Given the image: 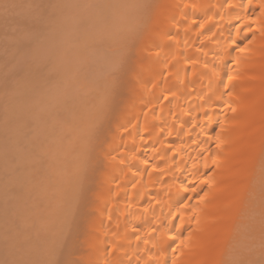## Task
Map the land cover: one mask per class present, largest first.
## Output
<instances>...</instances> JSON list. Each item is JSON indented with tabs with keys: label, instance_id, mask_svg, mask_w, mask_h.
Wrapping results in <instances>:
<instances>
[{
	"label": "bare ground",
	"instance_id": "1",
	"mask_svg": "<svg viewBox=\"0 0 264 264\" xmlns=\"http://www.w3.org/2000/svg\"><path fill=\"white\" fill-rule=\"evenodd\" d=\"M135 1L138 20L132 23V33L125 31V39L118 31L124 40L116 47L113 76L105 78L101 94L87 99L82 118L70 123L68 143L60 140L57 147L65 146L64 151L56 152L65 155L55 161L45 151V161L54 159L55 169L49 166L53 171L48 162L34 161L47 173L43 175L53 172L52 180L46 179L49 183L35 180L40 186L51 185L47 191L57 194L50 195L58 198V206L46 203L51 197L42 191L46 185L40 190L31 180L21 182L23 190L29 186L27 199L45 193L38 207L44 201L43 210L59 218L61 231L53 228L60 232V248L44 243L40 249L38 241V255H45L47 246L45 253L51 254L40 260L50 256L47 264H264V247L258 248L264 246V0ZM31 165L27 167L39 169ZM29 205L32 210L24 208L29 213L22 206L19 212L27 215L37 206ZM43 210H37L40 216ZM52 212L45 211V217ZM16 214L17 222L23 216ZM45 217L38 216L51 224L53 217ZM14 218L11 223L18 226L21 219L15 224ZM41 225L37 227L43 229ZM37 249L31 251L37 254Z\"/></svg>",
	"mask_w": 264,
	"mask_h": 264
},
{
	"label": "rangeland",
	"instance_id": "2",
	"mask_svg": "<svg viewBox=\"0 0 264 264\" xmlns=\"http://www.w3.org/2000/svg\"><path fill=\"white\" fill-rule=\"evenodd\" d=\"M139 2L143 4V1L138 0L137 1L138 5H140ZM135 3H136L135 0L134 1H132V0H0V129L2 128L0 130V150L3 151L2 154L0 153V170L6 171V175H7L6 176L4 174V172L3 173L0 172V183H1L0 184V221H1L0 222V252L2 254H4V257H2V255L0 253V264L1 263L2 264H4V263L5 264H7V263L8 264H15V262H16V264H32V262H30L31 260L35 264H40L38 261H40L42 264L44 261L42 262L40 259L42 258V260H43L44 257H42L43 254H41V255L39 254L41 257L38 255V253L40 252L39 247H38L40 244L38 241L42 242L40 249H43L42 245L44 246V243L47 244L48 246H51L52 244L55 243V246L54 245H52V246L56 247V243H57L56 241H58L59 239L61 241V238H60L61 236H59V239L57 238L58 236L56 237V234L60 233L57 230L59 229L61 231V227H59V228L57 227L58 221L56 219L58 217L56 215L54 216L53 212L51 211L54 209V208H52V206L55 207V205L58 206V204H59V203L56 204V202H58V200H57L58 198L57 197L54 198L55 195H57V194L54 195V192L52 193L49 190V192H50L49 193L47 191V189H49V187H51V185H48V184L46 185V184H44L45 183L44 182L43 185L40 186V183L38 184V182L40 180L36 181L35 179H41L42 180V178H43V180L41 182L46 181V183H49V181L52 180L51 176H52L53 172L52 173H50V172L53 171V169L51 170V168L55 167V166H52L55 164V162L52 163V161L54 159H51V158L53 157V158H55V161H57L58 158H60L59 154H60L61 158L63 157V155H65V153L61 155L60 152L58 155L56 154V152L58 150H60V147H57V146L62 145V143H61L62 140L65 141L66 144L68 143V133L71 132L73 129L72 125H74L76 121L80 120L79 118H82V115L85 114V109L87 107V106L85 107V105L88 104L87 101L88 100H90V101L94 100V98H95L94 96L96 95L95 92H97V94H98V92L101 94V90L103 89L102 83L104 82L105 78L113 76V70L116 67L115 66L116 65V58L118 56V54H117L118 51H116V47L118 48V46H119V48H120V43L122 44V42H123L122 40H124L126 37L125 35H127L126 32H128L129 34H130V32L132 33V31L129 32V30H131V28L134 24V21L138 20L137 18H138L139 12L137 13V17H136V9L137 8L135 6H137V5H133ZM140 7H142V6H140ZM139 11H140V9H139ZM125 17H126V19H125ZM135 17H136V20H135ZM129 18H131V20ZM122 19L126 23L123 22ZM114 22H116L117 24ZM128 22H130L131 24L133 23V24L131 25ZM128 27H130V28H128ZM118 31H119V33L121 32L122 34L124 32V39H123V37H121L122 40L119 38L121 34H119ZM86 35H88L90 37H88V36L86 37ZM121 36H123V35H121ZM113 37H116V38H113ZM84 38L85 39L88 38V40L85 41ZM117 38L120 39V40L118 39L120 42L119 41L117 42ZM111 40H113V41L110 44ZM114 41H116L117 43H115ZM85 42H87V43L85 44ZM113 42H114V45H113ZM116 44H118V45L116 46ZM74 49H76L77 52ZM72 52L73 53L75 52L74 54H77V55H73ZM79 52H80V54H79ZM70 54H72V55H70ZM72 82H73V84H72ZM65 85H66V87H65ZM80 85H83V86H80ZM66 93L68 95H66ZM65 96H67V97H65ZM96 97H97V95H96ZM89 98H91V99H89ZM90 103L91 102H89V104ZM83 108H84V111H83ZM78 110H80L81 112L83 111L82 114L80 111L78 112ZM75 112H77V113L74 114ZM78 113H79V115H78ZM75 115H77V116L75 117ZM18 119H19V121H18ZM71 126H72V128H71ZM69 129H71V130L68 131ZM6 132H7V134H6L7 136L5 135ZM50 132H52V133H50ZM9 133H10V135H9ZM32 133L33 134L35 133V134L32 135ZM45 133H47V134H45ZM58 136H60L61 138ZM4 139H5V141H4ZM16 140H18V141H16ZM60 140H61V142H60ZM7 141H8V143H7ZM54 141H56L55 142L56 145H55ZM24 143H26V146L24 145ZM36 145H38V148H36L37 147ZM44 145H46V146L44 147ZM10 147H12V149H10ZM55 147H56V149H55ZM64 147L62 149H64ZM62 149L60 151H62ZM36 150L38 151L37 152L38 154L35 152ZM48 150H50L51 152ZM28 151H30V152H28ZM45 151L49 152V154L52 155V157H51V156H49V154H47L48 159L51 157L50 159L52 161L51 160L50 161L44 160L43 157H46L45 154L47 153ZM63 151H62V153H63ZM39 152H41V153H39ZM34 153H35V155L36 154L37 155L35 156ZM43 154H44V156H43ZM25 155H27V157ZM38 156H39V158H36ZM25 157H26V159H25ZM40 157H42V158H40ZM22 159H24V160H22ZM38 160L41 162L44 160V162L49 163V165L47 164V166H48L49 170H51V171L50 172L47 171V172H49L51 175H46L47 173L44 172L43 169L38 167L39 164L34 162V161H38ZM27 162H28V164H27ZM21 163H22V165H21ZM29 163L34 164L33 166H35V164H36V166L39 169H41V171H42L41 174H40V171H37L39 169L35 170V168L32 165L31 166L34 169L31 167L28 168L27 165L29 166L30 165ZM51 163H52V165H51ZM18 165L19 166L21 165L20 169H19ZM50 165L52 166L51 168L49 167ZM41 166H42V164H41ZM44 167H46V163H45ZM29 169H30V171L34 170L35 172H39V174L41 176H39V174L35 173V172H33V174H32L29 171ZM46 169H47V167H46ZM29 172H30V174H28ZM43 172L46 174L43 175L42 174ZM19 174L21 176L20 178H18ZM26 175L27 176L29 175V178L24 177ZM30 175H32L33 177L30 178L31 177ZM35 175L39 176L40 178H37ZM47 177H50L49 181L46 180V179H48ZM22 178H23V181H22ZM29 180H31L30 184L32 183V186L34 185L33 188H35V186H36V187H38V189L41 188L40 190H42V187L46 185L45 186L46 188L43 187L42 191L47 192L46 196H48V194L49 195L52 194L54 196L53 197L50 195L51 196V197H49L50 199H46V200H50V202L46 201V203H48V205L51 203L53 204L52 206L50 205L52 208V209L50 208V211L52 212L53 216L48 215L51 213V212H49V209H47L48 214L46 213V215H48L49 218L53 217V221L50 220L52 222V223L50 222L51 224H49L47 222L45 223L44 218H43L44 220H42V221H41V219L39 220V218L41 216L45 217L44 214H45V211H47L45 208H44L45 210H43V208H42L44 206H47V204H45L44 201H43V203L41 202V204H44V206L40 205V207H38L39 202H40L39 200L44 199L43 197L45 196V193L43 195L42 191H41L42 193H39L40 191L38 192L39 194H41L40 195L41 198L40 199L38 198L39 200L37 199V197H35V198L33 197V195H32L33 193L32 194L29 193L30 196L31 195L32 196L28 199L26 198L25 192L28 190L27 187H29V186H27L25 188L26 189V191H25V190H23L25 185H24V183H21V182H24V181L29 182ZM35 181L38 185L37 184L35 185ZM10 183H13V185ZM21 184H22V186H21ZM25 184L27 185V183H25ZM16 185L17 186L20 185L19 187L21 188V191H20V188L17 189V187H14ZM23 185H24V187H23ZM14 188H16V189H14ZM38 189H36V190H38ZM16 190H17V192H16ZM18 192L20 193L19 196H18V194H19ZM34 193H36V191ZM38 193H36V194H38ZM22 194H23V196H25L24 198H26L27 201L29 203H31V205H29V206H31V208L33 207V205H37V206H34L33 211H30V214H27V215L23 214L24 211L26 209L27 210H32V209H28L26 207L28 205V202H26V199L22 198L23 197ZM40 196H38V197H40ZM21 198L23 199V202H21L22 201ZM19 199H20V201H19ZM53 199L56 201L54 202ZM12 200H15L13 203H16V204H13ZM24 200L26 203L24 202ZM21 203H23L25 205L27 204V205L26 206L24 205V207H23L22 206L23 204L19 205ZM32 203H33V205H32ZM17 204L20 206V208H18V209H17V207H18ZM12 205L15 207H11ZM6 206L7 207L10 206L11 208L9 209ZM21 206L23 207V209L26 207V209H24V211H22L23 213L19 212L20 209H22ZM67 206H69V204H67ZM36 207H37V209H36ZM12 208L15 209V213H14V210ZM67 208H69V207H67ZM40 209L44 211L43 215H41V216H40V213L38 212ZM10 211H12V212H10ZM26 211H25V213H29V211L28 212H26ZM4 212H7V215ZM31 212L35 213L33 217H32L33 213L31 214ZM37 212H38V214H37ZM40 212L42 214V211H40ZM16 213L21 214L18 216V218L20 216H23V217L26 216V217H24V219H23V217L22 218L20 217L21 221L19 219L20 222H22V219H23V221L26 219L25 222H22L23 224L26 223L24 225L25 227H22L23 224L20 223L19 221H17V222L20 223V225L18 223V226H20V227L17 226V224H16L17 219L14 218V217L17 218L18 214H16ZM11 214H16V215L13 216ZM2 215L6 218H8V216H10V217L12 216V217L11 218L9 217L8 219H6V218H3ZM28 216H30V217L27 220ZM38 216H39V218H38ZM48 217H45L46 220ZM13 218L15 219L14 223L16 222L15 223L16 226L13 225V223H11V222H13V220H12ZM30 219L32 222L30 221ZM6 220H9V221H6ZM58 220H59V218H58ZM42 222H43V224H42ZM27 223H29V224H27ZM9 224H12V225L9 226ZM30 224H31V226H30ZM41 224L43 226L45 224L46 227H48V225H50V228L52 227L51 229L49 228L51 230V232L49 229L45 230V227H43ZM46 224H48V225H46ZM40 225L42 226L41 228H43V229H39L37 227V226L40 227ZM53 226L57 230L56 229L54 230ZM15 227H16V229H15ZM32 227H37V228H32ZM31 228L33 229L32 231H30ZM38 229H39L41 235L39 233L37 234L36 230L38 231ZM15 230H16V232H14ZM53 230L55 233L52 232ZM17 231H19V234ZM48 231L50 233L51 238L49 237L46 241L45 238L48 237V235H49ZM28 232L31 233V235ZM56 232H58V233H56ZM5 233L7 235H5ZM20 233H22V234H20ZM26 233H27V235H30L31 238L29 236H27ZM32 233H33V235H32ZM12 234L14 236H12ZM42 234L44 236H42ZM15 235L17 237H15ZM65 235L66 234H64L63 236L66 237L67 235L66 236ZM28 237H29V239H28ZM43 237H45V238H43ZM54 237H56L57 240ZM20 238H22V239H20ZM67 238H68V236H67ZM31 240H34V241H31ZM41 240H43V241H41ZM69 240H70V237H69ZM69 240H68V242H69ZM2 241H4V244ZM60 241H58L59 245H60ZM47 242L51 243V244H48ZM62 242L67 243L66 238H63ZM6 243H7V245H6ZM66 243L62 244L63 247L68 244V243L67 244ZM69 243H70V249H72L71 248V246H72L71 242H69ZM8 244L11 246L14 244L15 245L11 247ZM262 244H260L261 247H258V245L256 244V247L261 249L264 247V246H262ZM34 245L37 247H34ZM57 245H58V243H57ZM48 246H47V248H45V247L44 248L46 250H48V248H49V250H50V247H48ZM52 246H51V248H52ZM57 247L60 248L59 246H57ZM256 247H254V249ZM258 248H256V250H259ZM5 249H6V251H5ZM33 249H34V251H36L35 249L39 250V251H37V254L34 251H31ZM45 249H44L43 253L45 255H48V253L50 251L49 252L46 251V253H47L46 254ZM256 250H254V251H256ZM18 252H19V254H18ZM71 252H73V250ZM28 253H30V254H28ZM52 253H53V251H52ZM69 253H70V250H69ZM24 254H26V256ZM45 255H43V256H45ZM11 256L16 261L12 260ZM16 256H18V257H16ZM19 256H21V258ZM36 256H37V258H36ZM50 256H51V254H50ZM50 256H47L48 257L46 260L47 263L49 261L51 263L52 258L50 260L49 259ZM254 256H256V255L254 254ZM1 257L5 258V260L4 259L2 260ZM7 257H8V259H7ZM23 257H25V258H23ZM52 257H53V255H52ZM38 258H39V260H37ZM4 261H6V262H4ZM36 262H38V263H36ZM46 262H44V263H46Z\"/></svg>",
	"mask_w": 264,
	"mask_h": 264
}]
</instances>
